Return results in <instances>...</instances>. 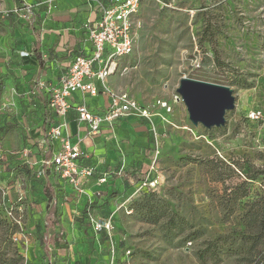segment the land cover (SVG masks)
<instances>
[{"label": "rangeland", "instance_id": "rangeland-1", "mask_svg": "<svg viewBox=\"0 0 264 264\" xmlns=\"http://www.w3.org/2000/svg\"><path fill=\"white\" fill-rule=\"evenodd\" d=\"M6 25L3 17L0 29ZM135 32L133 56L109 83L149 107L169 102L173 112L155 119L157 188L138 198L131 215L119 212L113 242L132 250L127 264H256L264 255V119L247 116H264V0L147 2ZM14 65L21 68L0 61V264H103L110 239L92 230L97 208L76 189L71 196L43 190L38 168L10 155L43 139L38 95L20 89ZM184 78L233 91L236 108L224 127L189 121L177 91ZM143 169L141 178L149 172ZM53 206L66 233L58 234L59 250L45 255L44 218ZM9 207L22 226L9 220ZM22 229L27 235L18 236Z\"/></svg>", "mask_w": 264, "mask_h": 264}, {"label": "crops", "instance_id": "crops-1", "mask_svg": "<svg viewBox=\"0 0 264 264\" xmlns=\"http://www.w3.org/2000/svg\"><path fill=\"white\" fill-rule=\"evenodd\" d=\"M97 1L101 0H0V20L4 17V22L7 23L4 31L0 29V61L20 64L21 68L13 66L14 78L21 82L20 89L38 95L43 120L38 131L41 132L43 139L59 121L66 123V127L62 130L63 137H68L72 145H79L86 155L80 161V165L95 168L92 178L83 179L82 188L85 193H78L76 196L97 208L96 217L108 218L117 211L118 206L137 191L143 179L140 177V172L144 171L143 167L148 165L150 170L154 160L150 159V156L154 154H149L147 150L149 147L152 148L149 123L138 118L124 119L112 127L104 126L100 134L91 136L87 126L78 122L75 110H71L61 120L51 116L48 94L38 86L39 82H44L49 87L57 85L77 56H87L91 53L92 43L84 24L88 21L94 23L99 19ZM10 86L15 88L17 83L11 82ZM71 101L74 105L85 103L90 110L99 113L103 112L108 104V100L103 96L84 97L79 92L72 96ZM43 139L37 147L33 144L21 148L28 150L31 159L38 163L36 167L31 168L39 169L42 167L40 165L42 161H51L60 146L58 140L47 144ZM122 167L125 168L122 176L110 175L118 172ZM105 175L107 182L100 184L99 180ZM40 181L43 190L49 191L53 196L59 191L69 196L74 193L75 188L72 185L55 176L52 179L45 177ZM53 207L49 208L45 221ZM119 212L115 216L114 223ZM62 227L66 233L63 224ZM44 233L49 235V238H55L59 237L60 230L46 229ZM94 233L96 236L106 235ZM96 244V248L102 249L99 241H96ZM112 244H115L113 240L104 244V248L108 249V255L103 258V264L109 262ZM116 246L127 249L120 245ZM58 250L59 248H56V251ZM120 258H124L125 264L130 261L120 254L117 264Z\"/></svg>", "mask_w": 264, "mask_h": 264}, {"label": "built area", "instance_id": "built-area-1", "mask_svg": "<svg viewBox=\"0 0 264 264\" xmlns=\"http://www.w3.org/2000/svg\"><path fill=\"white\" fill-rule=\"evenodd\" d=\"M147 2L160 3L161 0H106L97 1L100 17L96 22L88 21L84 28L88 31L89 40L92 43V51L87 56H77L72 62L68 72L63 76L57 85L47 86L44 82H39L40 90L48 94V107L53 116L64 119L71 110H75L77 120L80 124L87 126L91 136L100 134L104 126H114L117 122L138 118L149 123L154 135V160L150 166L148 174L141 180L137 191L128 197L116 212L108 218L96 217L95 214L89 216V222L96 233H105L110 242L115 231V216L117 212L124 211L127 215L133 213L132 203L138 199L145 190L155 191L158 185L156 174V160L160 149V139L157 134L155 118L160 117L166 120L163 115H171L173 107L169 102L159 101L154 107L141 104L137 99L127 93L117 92L110 87L109 80L121 71L122 62L133 56L135 51V31L136 16L142 6ZM123 70H126L124 68ZM81 93L84 97L96 98L103 96L108 100L106 109L99 113L92 111L85 103L73 104L71 98L76 93ZM162 111L163 113H160ZM248 119L254 123L263 121L262 112L251 110L248 112ZM66 127L65 122L58 124L50 130L48 136L53 142L58 140L60 146L55 151L51 161H42L41 168L37 169L35 178L41 180L45 177L52 179L54 176L72 185L79 194H84L82 188L83 179L92 178L95 173L94 167H84L80 165L86 155L79 145H72L68 137H63L62 130ZM23 160V165L36 167L38 163L33 161L28 150L20 153H11ZM1 154V159H2ZM125 168L111 176H122ZM108 175V174H107ZM107 175L99 180L100 184L107 182ZM93 205V204H89ZM9 210V211H8ZM9 220L21 225L16 212L12 207L7 208ZM27 235L25 230L18 233V236ZM24 242V241H22ZM28 242V241H27ZM26 242V243H27ZM25 243V242H24ZM25 243V244H26ZM122 254L127 259L132 258V250L120 249L115 244L110 246V258L108 264H117L119 255Z\"/></svg>", "mask_w": 264, "mask_h": 264}, {"label": "water", "instance_id": "water-1", "mask_svg": "<svg viewBox=\"0 0 264 264\" xmlns=\"http://www.w3.org/2000/svg\"><path fill=\"white\" fill-rule=\"evenodd\" d=\"M194 126L207 130L226 125V114L236 108V99L229 87L184 78L178 88Z\"/></svg>", "mask_w": 264, "mask_h": 264}, {"label": "trees", "instance_id": "trees-1", "mask_svg": "<svg viewBox=\"0 0 264 264\" xmlns=\"http://www.w3.org/2000/svg\"><path fill=\"white\" fill-rule=\"evenodd\" d=\"M103 1H105V0H103ZM218 61V60H217ZM219 63V62H218ZM49 108V107H48ZM51 113V112H50ZM51 116H53V114L51 113ZM45 131L47 132V128L45 127ZM48 136V135H47ZM49 137V136H48ZM11 155V154H10ZM5 156H7V157H9L8 156V154H3V156H2V159L5 157ZM12 156V155H11ZM28 166H26V168H27ZM29 168V167H28ZM36 179V178H35ZM37 181H39V182H41L40 180H37ZM149 192H152V191H148V190H145L143 193H142V195L141 196H143V195H145V194H147V193H149ZM140 196V197H141ZM139 197V198H140ZM138 201V199H136L133 203H132V205H131V209H132V211L134 210V205L136 204V202ZM46 226H45V228L46 229H53V228H55V229H58V230H60V233L59 234H65V230L63 229V227H62V224H61V220H60V218L58 217V208H57V206H54L51 210H50V212H49V214H48V217L46 218ZM263 239H264V233H263V237H262ZM45 240L46 241H48L47 243H45L46 244V248H45V255H48L49 254V248H51V249H53V250H56V248L58 249V248H60L61 247V237H55V238H53V237H51V238H48V236L46 235L45 236ZM256 264H264V255L260 258V260L258 261V262H256Z\"/></svg>", "mask_w": 264, "mask_h": 264}, {"label": "bare ground", "instance_id": "bare-ground-1", "mask_svg": "<svg viewBox=\"0 0 264 264\" xmlns=\"http://www.w3.org/2000/svg\"><path fill=\"white\" fill-rule=\"evenodd\" d=\"M258 111L262 112L261 110H258ZM262 113H263V112H262Z\"/></svg>", "mask_w": 264, "mask_h": 264}, {"label": "flooded vegetation", "instance_id": "flooded-vegetation-1", "mask_svg": "<svg viewBox=\"0 0 264 264\" xmlns=\"http://www.w3.org/2000/svg\"><path fill=\"white\" fill-rule=\"evenodd\" d=\"M53 236H55V234H53Z\"/></svg>", "mask_w": 264, "mask_h": 264}]
</instances>
